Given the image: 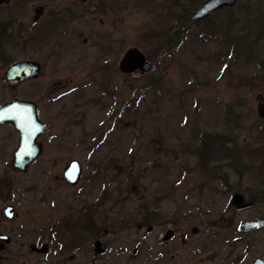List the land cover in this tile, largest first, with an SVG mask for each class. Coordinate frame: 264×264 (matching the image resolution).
Returning a JSON list of instances; mask_svg holds the SVG:
<instances>
[{"label": "rangeland", "instance_id": "374dc122", "mask_svg": "<svg viewBox=\"0 0 264 264\" xmlns=\"http://www.w3.org/2000/svg\"><path fill=\"white\" fill-rule=\"evenodd\" d=\"M67 1L91 12L69 19L52 40L44 39L36 28L51 8ZM79 1L22 0L23 13L8 30L11 35L0 36V104L16 97L36 101L47 126L40 136L44 151L26 172L12 165L19 133L0 126V177L10 174L19 211L10 222L2 223L0 214V224L32 221L44 229L68 215L76 219L84 201L104 195L100 209L121 206L113 218L144 220L143 205L156 213L149 233L136 227L113 243L119 252L123 247L141 251L135 264H252L264 258V224L251 230L242 226L264 218V157L257 154L264 145L259 113L264 32L244 43L247 52L253 49L251 61L245 58L250 52L231 56L224 41L200 36L202 28L222 31V13L200 24L191 19L206 0H117V8L98 13L93 12L97 0ZM42 4L48 5L47 15L34 23V7ZM184 6L188 21L181 19ZM133 47L151 58L150 71L119 70ZM31 59L41 64L40 76L12 89L5 69ZM231 126L237 139L231 154L202 166L192 153L201 144L199 134H230ZM73 159L84 168L75 186L61 179ZM236 195L243 197V206L233 203ZM5 206L0 202V211ZM170 228L181 230L165 241ZM165 248L170 253L164 261Z\"/></svg>", "mask_w": 264, "mask_h": 264}, {"label": "flooded vegetation", "instance_id": "af4514ba", "mask_svg": "<svg viewBox=\"0 0 264 264\" xmlns=\"http://www.w3.org/2000/svg\"><path fill=\"white\" fill-rule=\"evenodd\" d=\"M97 1L98 5L96 4L94 6L93 12H105L109 8L111 10L117 8V0ZM21 2L22 0H15L14 4L18 5ZM67 2V5L51 8L47 19L36 28L35 31L39 34L44 33V39L48 38L52 40L53 36L57 35L59 31L58 27L65 22H69V19L81 18L86 16L88 12H91L90 10L92 8L87 7V9H84L81 8L79 3ZM79 2L84 5L87 4L89 0H80ZM12 4L11 0H7L0 4V31L3 29L4 34L7 35H11L8 30H11L23 13L19 11L20 5L13 6ZM46 9H48V5L44 4L34 7V23L42 21L43 16L47 15L45 14ZM36 35L37 34H35V38ZM83 41L85 43L88 42V38L84 37ZM0 42H2V40ZM9 125L10 124L0 126ZM8 176H10V174L6 173L0 177V202L6 203V206L0 211V214L5 217L2 223L4 221H14L13 218L19 216V211L16 209L15 203H13L17 195V189L12 179L8 178ZM61 179L71 185L66 181L64 171ZM81 180L78 183H80ZM103 196L92 203L84 201L80 214L76 219L68 215L61 220L50 222L44 229L34 228L32 221H27L26 224L21 222L18 226L9 227L0 224V227H5L3 230L0 229V264H67L74 260L79 261L77 264H135V261L140 258L139 256L143 255L141 251L139 252L138 250L135 251L134 248L128 249L123 247L121 252H119L117 247H113V243H116L118 240V234L128 233L136 227L147 228L148 231H146V233H149L154 225L151 218L156 219V213L153 214L147 205H143L142 209L145 214L144 216H146L144 220H136L130 217L128 219L113 218L110 214L115 211V209H120L121 206L116 203L111 205L109 210L100 209L103 205ZM9 205L13 206L12 218L6 215V208ZM179 230L181 229L174 231L173 228H170L163 239L167 241L171 237L176 236ZM167 235H169V237H166ZM169 253L170 252L167 251L166 248L163 250L162 256L164 261L168 259L167 256ZM123 256H125V258ZM119 257L121 258L119 259ZM257 258L258 257L254 259L252 264H254ZM262 259L264 264V258ZM121 260L122 262H119ZM232 264L236 263L233 262Z\"/></svg>", "mask_w": 264, "mask_h": 264}, {"label": "water", "instance_id": "95a60500", "mask_svg": "<svg viewBox=\"0 0 264 264\" xmlns=\"http://www.w3.org/2000/svg\"><path fill=\"white\" fill-rule=\"evenodd\" d=\"M7 0H0V4ZM239 0H206L191 15L192 20H201L212 12L225 7H234ZM120 70L124 73L141 71L148 72L152 68V60L140 48L133 47L125 51L120 60ZM41 74V64L37 60H20L9 65L5 70V78L12 89L24 82L37 78ZM260 117L264 120V101L259 108ZM12 125L19 133V143L13 153L12 165L26 172L31 164L38 159L44 145L40 136L46 131V124L42 121L36 101L22 98H14L0 104V125ZM83 164L77 159L71 160L64 168V177L71 185H76L83 175ZM233 203L244 205V199L240 195L233 197ZM13 206L6 208V215L12 218ZM264 219L251 220L243 223L246 229L260 227ZM166 237H169L167 235ZM254 264H263L262 258H257Z\"/></svg>", "mask_w": 264, "mask_h": 264}, {"label": "trees", "instance_id": "16d2710c", "mask_svg": "<svg viewBox=\"0 0 264 264\" xmlns=\"http://www.w3.org/2000/svg\"><path fill=\"white\" fill-rule=\"evenodd\" d=\"M261 6L263 7L264 3H257L254 2V0H249L246 3H244L243 1L240 3L239 1L234 7L223 8L214 12L208 18L200 21H194V23L200 24L202 21L210 22L214 18V16L222 13L221 16L224 15L221 18V21H223L221 24V29L222 31H224L223 35L221 34L222 31L220 30L213 29L214 31L213 33H211L210 31L207 32L208 29L202 28L203 30L200 33V36H209L214 41L220 40L219 42L221 44L224 41V47H226L225 51L227 50L228 53H231V56L236 53L239 54L240 57H242L243 54L250 52V59L248 57L249 54H246L245 58L247 60L253 61V58H255L253 55V49L250 47V51L247 52L246 48L244 47V43L249 38V35L254 34L255 37L256 33L261 34L262 32H264V13ZM255 7H257L258 12L256 11ZM189 11L190 10L186 9V7L184 6V9L182 11L183 15L181 16L182 21H184L185 19L186 21H188V15L190 14ZM2 33H4L3 29L0 31V36ZM254 61H257V59H254ZM260 62L262 61L260 60ZM260 77L261 79H264V74L260 75ZM229 112L232 113L233 111L230 110ZM233 114H235V111L233 112ZM232 120V115L227 112L226 122H228L229 124ZM239 125L241 124L239 123ZM259 127L261 128V126ZM229 128H231L230 134H228V132L223 134L215 132L209 136H204L201 133L199 134L201 144L198 148H194L192 150V153L198 155L199 162L202 166H206L210 162V160L217 162L220 161L224 156L225 158H228V156L231 154L228 151H231L230 144H235V142H237V139H235V137L232 135L233 126ZM228 138L229 141H227ZM262 148L263 152H254L253 154H251V156H255L258 154L259 156L264 157V145Z\"/></svg>", "mask_w": 264, "mask_h": 264}]
</instances>
